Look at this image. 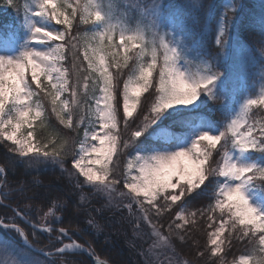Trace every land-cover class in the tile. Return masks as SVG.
Wrapping results in <instances>:
<instances>
[{
    "label": "trees",
    "instance_id": "obj_1",
    "mask_svg": "<svg viewBox=\"0 0 264 264\" xmlns=\"http://www.w3.org/2000/svg\"><path fill=\"white\" fill-rule=\"evenodd\" d=\"M2 1L0 0V32L6 33L11 30L15 36L21 38L24 32V0H12L5 10L1 7ZM109 1L111 0H96L106 8ZM129 1L140 2V6H144L140 7L143 12L141 9L134 10V15L139 18L142 13L148 15L145 13L148 6L157 7L156 11L160 19L166 22L172 21L173 28L181 36L185 47L194 54L210 60L213 68L221 74V78H227V87L230 90L228 96L219 100L207 95L201 97V100L207 102L206 111L201 115H207L209 120L223 131L230 122L231 110L238 108L248 94L255 95L264 77V0ZM229 1L233 3L232 8L226 6ZM73 2L75 3V0ZM78 2L80 3L79 0ZM225 16L231 18V24L227 26L226 37H221L219 24ZM9 22L13 24L12 27L7 26ZM121 22L125 28L122 18ZM96 24L95 19L80 23V13H77L70 29L71 36L78 38L77 41H72L77 44L76 58L73 60L72 52L67 51L63 60L68 80L67 96L71 101L69 110L72 112L76 130L61 124L55 113L51 111V97L47 95L50 90L48 82L43 80L39 88L33 84L40 93L45 114L34 122L32 129L36 138L43 143L54 139L52 142L58 150L65 140L69 141L70 154L63 158V168L60 163L50 158H43L42 162L30 165L27 163L29 157H21L18 153L9 150L6 145L12 142L0 140V165L6 171L4 186L0 189V219L21 225L33 242L51 250L60 247L68 240L66 235H61L57 231L54 234L42 231L41 237L35 240L25 219L37 222L48 221L50 218L45 213L56 207V212L60 216L57 224L111 264H145L146 259L150 264L157 260H169L171 264H232L239 256L257 251L260 244L253 233H249L248 237H240L239 229L236 231L231 229V220L226 210L223 213L219 208L211 210V206L216 203L215 196L219 189L217 181L223 182L225 179L223 177H208L205 184L194 189L191 196L183 197L180 201L171 204L159 216L150 212L154 228L137 219L140 215L136 211L137 204L132 205L133 212L129 213L128 201L120 195L121 192L130 191L126 187L125 180L128 163L137 153L134 146L129 149H117V155L124 153L119 160L117 155L113 156V160L120 166L115 175L123 177L121 183L114 189L101 191L94 189L90 184L76 186L78 180H85L83 175H78V170L73 168V157L76 156L89 117L88 105L92 89L91 70L88 60L84 59V39L87 33L95 30ZM142 24L139 20L135 27L143 31ZM58 26L62 29L64 27ZM71 36L65 41L66 46ZM218 39L226 40V44H218L216 42ZM131 53L126 66L124 60L120 61L119 69L115 63L111 64L114 84L119 80L121 114L123 84L128 81L135 69L137 61L134 54L138 53V48L136 47ZM159 69L158 65L151 77L152 86L140 95V104L129 118L130 121L140 117L141 110L145 107V99L151 96L155 88H158ZM117 72H119L118 76ZM220 84L221 82L218 81L217 92ZM45 85H49V88H45ZM73 91L76 93L75 97L70 95ZM221 103L224 105L223 111L220 110ZM148 107L150 108V104ZM174 111L168 109L156 124H150L148 131L140 138L144 142L141 147L156 148L171 143L158 136L157 131L166 128L170 132H178L177 126L169 127L173 122L170 113ZM81 114L84 115L85 122L77 124ZM247 119L257 128V136L261 138L260 129L264 127V106H252L247 113ZM120 127L123 132L122 123ZM127 135L128 133L124 132V136ZM222 143L223 140L217 144L209 164L213 160L222 159L223 153L220 151ZM249 155L264 163V153L251 150ZM69 172L72 174L69 175ZM2 180L3 172L0 169V183ZM209 180L212 181L211 186H208ZM255 182L264 193V177H255ZM11 186L15 187V191L7 190ZM168 191L178 192L179 189H168ZM156 203L163 204V196H160ZM192 212H196V215L192 216ZM181 213H183L182 217ZM21 215L25 218L23 219ZM224 221L228 223L220 239V251L212 255L215 246L211 241L220 223ZM137 224H139L138 228ZM178 225L180 227H177ZM0 231L4 233L5 238L15 243L13 236L17 237L18 233L14 229L5 231L0 228ZM9 233L12 236H9ZM260 234L263 233L257 232L255 236ZM43 258L54 264H94L85 253L77 252Z\"/></svg>",
    "mask_w": 264,
    "mask_h": 264
},
{
    "label": "snow or ice",
    "instance_id": "obj_2",
    "mask_svg": "<svg viewBox=\"0 0 264 264\" xmlns=\"http://www.w3.org/2000/svg\"><path fill=\"white\" fill-rule=\"evenodd\" d=\"M11 4L12 0H8ZM73 0H37V8H34L33 14L36 17L46 18L54 23L55 26L62 25L63 29L56 27L50 30L47 27L33 25V44H43L46 48L37 50L29 48L17 58L0 56V140L10 141L11 144L6 145L13 153H18L21 157H29L27 163L37 164L42 162L43 158H50L61 164L63 168V158L70 154L69 141L65 140L61 149H57L53 144L52 151H43L40 147L32 145L33 132L29 131L23 138L18 136L21 128L27 125L32 126L30 115L35 109V116L39 117L43 110V103L40 99V93L33 88V85L26 78V70L31 69V81H34L37 88L40 87V76L43 75L50 85L47 95L51 97V111L55 113L61 124L76 130L73 122L72 112L69 110L71 101L64 100L60 104L62 93L68 91V80L64 72L57 67L61 61L65 59L67 51L72 52L73 60L76 58L78 38L71 36L70 29L77 13H80V23H87L92 17V13L88 11L91 4H80L75 0V7L72 6ZM235 7V5H234ZM69 9H71L69 11ZM27 11V10H26ZM95 20L99 23H105L106 26L95 36L103 44V40L107 37L111 40L112 26L106 22V14H103L99 8L95 10ZM225 27L221 28L220 36L226 37L227 26L231 24V18L225 16L222 19ZM67 46L65 41L68 37ZM135 42L137 39L143 40V31L137 29L135 34L125 36L122 30L120 33V44L114 45L116 49L125 45V40ZM218 44H226V40L218 39ZM4 40L0 39V44ZM163 49V64L157 73L158 88L147 97L144 102V109L141 110L140 117L136 120H129L133 112L136 111L137 105L140 104V94L151 87V77L157 68L158 52ZM127 51V50H126ZM117 69L120 68V61L116 59L117 53H113ZM137 61L138 78L133 81V77H129L128 81L123 84L122 91V114L121 90L119 88V80L114 84V77L109 72L108 67L104 66V57L100 58V63L95 67V71L100 72L101 76V92L102 96L96 100V114L100 122V129L85 128L84 137L87 144L81 147L77 153L78 158L73 157V168L78 170V175L82 174L85 180L77 182V187L83 184L93 185L97 190H112L117 184L121 183L122 176L115 175L119 169V164L113 160V156L117 155V149H129L134 146L137 151L135 163L140 172L139 177H131L126 180L125 184L130 191L121 192L120 195L128 201L127 209L129 213L133 212L132 205L137 204L136 209L139 212L137 219L152 225V216L150 212H154L156 216L171 204L180 201L181 198L191 196L194 189L205 184L210 176L223 177V182L217 181L219 184L218 193H216L215 205L211 206V210L219 208L221 213L227 209L229 219L231 220V229L236 231L239 229L240 237H248L249 233L254 234V238L259 240L260 253H264V234L255 236V233H264V211L258 209L250 203L246 190L256 187L255 175L260 173L264 176V165L249 164L243 165L233 162V157L229 154L233 147L241 151L256 149L260 153H264V127L260 129V137L252 135L253 125H249L244 131H240L242 122L248 111L253 105H264V95L258 99L249 98L243 105L240 116L232 119L227 123L226 127L219 134L211 132H201L192 140L189 147H184L183 142L193 133V130L200 124L207 121L201 117V113L206 111L207 102L201 100V96H211L213 99H221L230 94L227 87V78H221L219 72H214L210 68L205 72H192L183 70L178 66L180 60V51L177 47L167 39L165 34L156 33L151 43H144V47L138 53L134 54ZM150 56V62L145 63V57ZM84 59L89 61V68H93L95 61L85 52ZM128 57L125 54L124 61L127 65ZM54 74H58L55 75ZM15 76V81L9 79ZM119 72H117V76ZM55 80V83L52 81ZM220 81L219 91H216L217 82ZM130 84H134L131 88ZM45 85V88H49ZM75 97L76 93H70ZM36 97V99H33ZM199 101V103H197ZM103 102V107H101ZM150 104V108L148 105ZM184 106V107H175ZM194 106V107H190ZM175 111L170 113L173 116L172 125L177 126L178 132H169L168 136L171 143L162 144L163 151H158L155 147L143 148V141L140 138L148 131L150 124H156L161 115L168 109ZM59 108V110H58ZM224 105L221 103L220 110L223 111ZM147 111V114H145ZM67 118H65V115ZM85 117L81 114L78 117L77 124H84ZM121 123L123 132L121 131ZM124 132L128 135L125 137ZM223 140L220 145V151L223 153L221 160L209 161L213 156V151L217 144ZM90 141H98L90 143ZM207 142V143H205ZM15 145V147H13ZM46 147V146H45ZM171 149V150H170ZM91 153H103V159H97L94 163L101 164L98 169L85 170L81 162ZM139 153H146L140 155ZM29 154H32L29 156ZM219 155V153H217ZM124 155L123 152L117 155L119 160ZM187 159L191 163V169L181 164L177 169L176 164L181 159ZM133 167V162L129 161L128 168ZM255 170V171H254ZM72 173L69 172V175ZM111 178V179H110ZM175 178V182L173 179ZM212 181H208L211 186ZM168 189H179V191L169 192ZM141 196L143 198H141ZM163 196V204L156 201ZM223 197V199H222ZM235 197V199H233ZM100 211V209H98ZM47 215V213H45ZM192 216L196 212L191 213ZM183 213H181V217ZM180 217H178L179 219ZM91 223V221H90ZM224 221L219 231L224 230ZM139 224H137V228ZM177 227H180L179 225ZM51 232V229H48ZM61 235L65 234L64 229L59 230ZM215 235V233H214ZM216 245L212 251V255L220 251L215 239L212 241ZM252 256H241L240 264H249ZM145 264H150L146 259ZM153 264H171L169 260H157ZM254 264H264V256L254 261Z\"/></svg>",
    "mask_w": 264,
    "mask_h": 264
},
{
    "label": "rangeland",
    "instance_id": "obj_3",
    "mask_svg": "<svg viewBox=\"0 0 264 264\" xmlns=\"http://www.w3.org/2000/svg\"><path fill=\"white\" fill-rule=\"evenodd\" d=\"M80 4H91L92 7L88 9L90 13H92L91 19H95V10L99 8V10L102 11L103 14H106V22L109 23L112 26V33H111V40H109L107 37L104 38L103 44L100 45V42L95 39V36L98 32L102 31V29L106 26L105 23H99L97 21V24L95 26V30L91 31V33H87L86 38L84 39L85 41V52L88 53V55L96 62L93 68H90L91 70V75H92V89H91V96H90V101L88 105V112H89V117L86 123L85 128H95L97 131H101L100 129V122L98 119V116L96 114V100L100 99L102 96L101 92V76L100 72L95 71V67L99 65L100 63V58L104 57V66L108 67L109 72H111V64L115 63L113 59V53H117L116 59L119 61L124 60L125 54L129 58L131 56V52L138 47V52L142 47H144V43H151V41L154 39L155 35L157 32L161 34H165L167 36V39L173 44V46L177 47L180 51V60L178 61V66L181 67L183 70L186 71H192V72H205L209 68L217 72L210 60H208L205 57L199 56L197 54H194L191 52L188 48L185 47L184 43L182 42L181 36L176 33V31L173 28L172 21H164L161 20L160 17L157 14V7L152 6V7H147L148 10L145 12L148 15H144L142 13L141 17H137L134 15V10H138L144 7L140 6V2H135V1H127V0H111L108 2V8L103 4L101 5L100 2H96V0H84L83 2L81 0ZM24 8H23V24H24V34L22 38L16 37L11 31H8L6 33L0 32V39L4 40L3 44H0V56H7L11 58H17L19 57L23 51L29 48H36L37 50H43L46 48V45L43 44H33L32 43V37H33V25H39V26H44L49 28L50 30L55 29L56 27H59L58 25L55 26L54 23L46 18H41V17H36L33 14V9L37 8V0H24ZM8 0H3L1 3L2 9H6L8 5ZM233 3L231 1L227 2L226 6L227 8H232ZM73 7H75V3L73 2L72 4ZM142 7V8H140ZM146 7V6H145ZM27 10V11H26ZM70 11V9H69ZM144 10H142L143 12ZM123 15V16H122ZM121 18L125 22V28L122 25ZM142 21L143 27V40L144 43L141 42V40L137 39L135 42L125 40V45L120 47L119 49H116L114 45L120 44V33L123 30L125 32V36L127 37L128 35H133L135 34L137 30V23ZM11 25V24H8ZM224 25L222 24V20L219 24V34L221 28H223ZM61 28V27H59ZM62 29V28H61ZM127 50V51H126ZM163 49H160L158 52V61H157V66L159 65L160 68L162 67L163 64V55H162ZM150 62V56L145 57V63ZM89 63V61H88ZM57 67L61 69L62 72L65 73L66 75V69L63 65V61H61L59 64H57ZM58 75V74H54ZM138 70H137V64L135 66V69L133 73L131 74V77H133V81L138 78ZM264 76V75H263ZM26 78L29 80V82L35 84L34 81H31V69L26 70ZM264 78V77H263ZM260 81L261 85L259 87L258 92L255 95H250L248 94L245 100L238 106L236 109L231 110V118L235 119L237 116H240L241 110L243 105L246 103V101L249 98H256L258 99L261 95H264V79ZM9 79L15 81V76L13 75ZM41 84L42 81L45 80L48 82L49 81L43 76H40ZM52 83H55V80L52 81ZM134 86V84H130L129 87L131 88ZM33 88L35 89L34 85ZM143 92H141L142 94ZM140 94V95H141ZM202 97V96H201ZM33 99H36V97H33ZM64 100H69V97L67 96V92H64L60 96V100L57 101V104L59 105L61 101ZM42 102V100H41ZM43 103V102H42ZM199 103V101L197 102ZM260 105V104H257ZM101 107H103V102H101ZM254 106V105H253ZM264 106V105H263ZM175 107H184V106H175ZM175 107L170 110H175ZM194 107V106H190ZM59 110V108H58ZM35 109L33 110V113L30 115V119L32 121V126L34 122H36L37 119L41 118L45 114V107H43V110L41 111V115L39 117L35 116ZM65 118H67L66 114ZM203 119L207 121L205 124H200L197 126L194 130L193 133L190 134V136L183 142L184 147H189L191 145V142L193 139H195L201 132H211L212 134H219L221 130L215 126V124L211 121L208 120L206 116H202ZM249 125H253L251 122L248 121L247 115L244 118V122H242V126L240 128V131H244ZM31 128H29L27 125H25L23 128H21L20 133H18V136L20 138H23L27 135L29 131L33 132V138H32V145L35 147H40L43 151H52L53 148V142L49 141L47 143H43L39 141L35 133ZM254 126V125H253ZM84 128V130H85ZM256 127H253V132L252 135L257 137L256 133ZM168 129L166 128H161L157 131V135L162 137L163 139L167 140V142H170V138L168 136L167 131ZM169 131V130H168ZM170 132V131H169ZM102 134V131H101ZM85 142V137L84 133L82 135L81 140L79 141V145L77 147V153L80 152L81 147H86L87 144ZM90 143H97L98 141H90ZM46 146V147H45ZM99 146V145H98ZM158 151H163L164 149L162 147H156ZM171 150V149H170ZM251 150H256V149H249L248 151H241L240 149L233 147L232 150L230 151V155L233 157V162H237L239 164L243 165H249V164H259V165H264V163L259 162L257 159H253L250 155L249 152ZM76 153V158H78ZM140 155H145L146 153H139ZM103 153H91L88 157H86L82 162V167L85 168V170H88L89 168L95 170L100 168L102 165L101 164H96L94 163L97 159H103ZM137 153L133 157H131V160L133 162V167L131 169H127V175H126V180L131 179V177H139L141 174L138 171V168L135 163V157ZM181 164H184L191 169V163L187 160L182 158L181 161H178L176 164L177 169L181 166ZM255 171V170H254ZM255 177H264L261 176L260 173H256ZM125 180V181H126ZM173 182H175V178L173 179ZM256 187H249L246 190V195L248 196L250 203L257 207L258 209L264 211V193L261 189V187L255 182ZM3 185V184H2ZM3 187V186H2ZM1 187V188H2ZM8 191H15V187L11 186L10 189H7ZM223 199V197H222ZM235 199V197L233 198ZM227 211V209H225ZM47 216L51 219V221H59L60 216L56 212V207L49 209L47 212ZM50 219L45 222H50ZM223 223V222H222ZM220 223V225L222 224ZM41 224H36L34 233L37 235V232L40 228ZM43 226L47 225V223L42 224ZM226 224H224L225 228ZM224 231V230H223ZM223 231H217L214 235V239L217 242V245L220 246V239L222 236ZM264 234V233H263ZM19 237V236H17ZM12 238V237H11ZM20 239V238H19ZM70 241L66 240V243ZM216 247V245H214ZM214 247V248H215ZM261 246L258 247V250H254L251 253L242 255V256H252V260H250L249 264H254V261L259 259L261 256H264V253H260L259 249ZM221 248V247H220ZM44 256L40 255L39 253H36L29 247L25 246L24 244L22 245L19 240H15V243L11 242L7 238H5V235L2 231H0V264H54L50 262L49 260L43 258ZM240 257L236 259L232 264H240Z\"/></svg>",
    "mask_w": 264,
    "mask_h": 264
},
{
    "label": "water",
    "instance_id": "obj_4",
    "mask_svg": "<svg viewBox=\"0 0 264 264\" xmlns=\"http://www.w3.org/2000/svg\"><path fill=\"white\" fill-rule=\"evenodd\" d=\"M4 178H5V174H4ZM0 226L7 228V227H13V225L8 224L6 222H2L0 221ZM22 232L23 238L25 240V244L30 247L31 249H33L34 251L41 253L43 255H50L53 254L54 252H66V251H77V252H83L85 254H87L89 256L90 259H92V261L95 264H111L109 263L107 260L94 255L85 245L75 241L74 245H69V246H65L63 248H60L58 250H54V251H44L43 249L35 246L29 239L27 234L25 233L24 230H22L21 228H19Z\"/></svg>",
    "mask_w": 264,
    "mask_h": 264
}]
</instances>
